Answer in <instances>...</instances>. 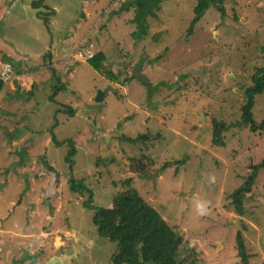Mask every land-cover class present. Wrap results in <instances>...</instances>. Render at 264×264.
Instances as JSON below:
<instances>
[{
	"label": "rangeland",
	"instance_id": "obj_1",
	"mask_svg": "<svg viewBox=\"0 0 264 264\" xmlns=\"http://www.w3.org/2000/svg\"><path fill=\"white\" fill-rule=\"evenodd\" d=\"M126 1L17 3L18 13L28 16L27 27L18 28L20 36L43 51L41 65L53 67L45 72L56 78L50 92L72 83L69 69L98 52L106 54L115 78L103 77L104 83L93 80L90 68L76 72L82 84H96L87 95L91 103L77 106L81 118L83 113L90 117L83 122L86 127L77 128L73 169L66 145L40 157L24 174L13 171L22 166L19 156L11 165L13 179L0 176V264L112 263L117 245L98 235L93 211L84 207L91 195L70 192L72 175L91 189L94 205L106 208L116 193L128 191L123 182L132 179L140 197L192 244L201 264H242L238 233L248 264H264V170L244 200V215L230 199L264 160V133L232 129L226 147L212 142L214 119L241 120L244 91L264 65V0H225V15L210 9L191 34L197 0H163L140 41L133 36L138 31L134 11L114 15ZM31 9L40 12L31 16ZM72 89L63 92L79 96ZM99 90L105 92L101 102L96 101ZM36 91L44 95L46 85ZM253 112L258 123L264 121V94ZM141 136L147 138L127 141ZM33 218L32 233L42 225L52 233L38 245L32 239L23 243L20 236Z\"/></svg>",
	"mask_w": 264,
	"mask_h": 264
},
{
	"label": "trees",
	"instance_id": "obj_2",
	"mask_svg": "<svg viewBox=\"0 0 264 264\" xmlns=\"http://www.w3.org/2000/svg\"><path fill=\"white\" fill-rule=\"evenodd\" d=\"M162 2L163 0H128L114 12V15L119 16L124 12L134 11L133 24L136 25L138 31L133 36L140 41L149 29L147 20L151 16L156 17V13L161 11ZM224 3L225 0H197L189 34L192 33L193 26L201 21L210 9L214 8L225 15ZM35 6L42 7L41 3H35ZM39 15L42 16L41 13ZM106 60V54L98 52L88 59V63L100 76L114 81V72L111 66L106 64ZM3 84L4 82L0 80V91ZM262 94H264V65L256 69L252 76V84L244 91L245 101L241 107V120L232 124L223 120H213L212 142L214 146L226 147L228 140L226 135L232 129L240 131L248 129L252 133H264V121L258 123L254 119L253 112L256 99ZM146 138V136L128 138L127 141L135 144L140 139ZM69 144L71 150L67 162L73 169L75 163L72 158L77 155V150L73 141ZM182 163L185 161L179 162V164ZM261 170H264V160L252 167L250 175L244 179V184L230 195L234 209L239 215L245 213L244 200L253 193L258 173ZM132 183V179L124 181L123 185L128 188V191L116 193L110 206L106 208L94 205L93 192L83 181H78L72 175L69 182V190L72 194L89 193L91 195L84 203V207L93 211L92 220L98 235L117 245L118 250L113 255L111 264H201L192 244L179 235L152 205L140 197L136 189L132 187ZM237 246L241 263L248 264L245 241L241 233L237 235Z\"/></svg>",
	"mask_w": 264,
	"mask_h": 264
},
{
	"label": "crops",
	"instance_id": "obj_3",
	"mask_svg": "<svg viewBox=\"0 0 264 264\" xmlns=\"http://www.w3.org/2000/svg\"><path fill=\"white\" fill-rule=\"evenodd\" d=\"M19 1L21 2V0H0V71L3 73L6 64L9 63L12 64L13 70L12 78L3 84L0 91V176L6 173L8 179H13L11 165L18 162L19 156H22L24 160L21 167L13 170L14 173L24 174L34 170L40 157H44L45 154L52 156L57 149L64 148L66 145L71 146L69 142L77 141V128L86 127L83 122L88 116L90 117V114L83 113L84 118H81L79 112L82 111L77 110V106L81 107L91 103V97L87 95H91L92 88L96 83L93 82L89 86L85 83L82 84V80H77L76 72L90 68L96 77L93 80L104 82L101 79L103 77L90 66L88 61L81 60L79 66L70 67L71 69L68 71L67 77L69 78L70 75L72 83L65 81L68 87L63 84V88L58 90L59 88L54 86L50 92L49 85L52 86L53 83L57 85V82L54 76L45 72H51L53 67L46 68L45 65H41V58L44 57L43 51L30 47V41L20 36L22 32L18 28L27 27L28 16L18 13L16 7ZM26 7L29 9L30 5H26ZM28 12L29 15L35 16L38 15L36 12L40 11L35 10L34 12L31 9ZM37 33L39 34L38 31H36V35ZM24 48L26 51L23 50ZM76 82L79 84L77 88L75 87ZM44 85H46V93L40 95L36 90L42 89ZM62 89L68 92L72 89L74 93L78 92L79 96L77 98L73 94L64 93ZM82 91H85V96L81 93ZM82 95L83 97H80ZM83 98L87 101H83ZM6 121H11L14 125L10 126L9 123L7 125ZM71 132L73 135H66ZM63 134L66 135L65 138H63ZM75 135L76 139H74ZM17 180L20 184L22 183L20 175H17ZM9 184L6 185L7 187L5 186V190L10 189ZM12 202L10 205H15ZM8 209L5 210V213ZM34 223L33 218L30 220L28 231L23 233L24 235L21 233L23 243L27 240L28 243H32L29 241L32 239L38 245L52 235L49 233L50 228H45L44 225L36 234L32 233ZM18 226L19 223H16V228Z\"/></svg>",
	"mask_w": 264,
	"mask_h": 264
},
{
	"label": "built area",
	"instance_id": "obj_4",
	"mask_svg": "<svg viewBox=\"0 0 264 264\" xmlns=\"http://www.w3.org/2000/svg\"><path fill=\"white\" fill-rule=\"evenodd\" d=\"M92 57H93V55L90 54L89 59ZM12 75H13L12 66L10 64H6L5 71L1 74L0 80H2L5 84L12 78Z\"/></svg>",
	"mask_w": 264,
	"mask_h": 264
},
{
	"label": "water",
	"instance_id": "obj_5",
	"mask_svg": "<svg viewBox=\"0 0 264 264\" xmlns=\"http://www.w3.org/2000/svg\"><path fill=\"white\" fill-rule=\"evenodd\" d=\"M104 94H105L104 91L99 90V91H98V96L96 97V101H97V102H101V101L103 100Z\"/></svg>",
	"mask_w": 264,
	"mask_h": 264
}]
</instances>
